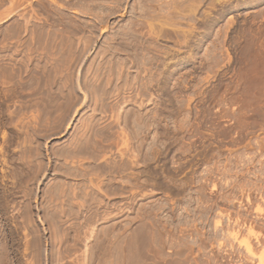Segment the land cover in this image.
Listing matches in <instances>:
<instances>
[{"label": "rangeland", "instance_id": "rangeland-1", "mask_svg": "<svg viewBox=\"0 0 264 264\" xmlns=\"http://www.w3.org/2000/svg\"><path fill=\"white\" fill-rule=\"evenodd\" d=\"M0 47V78L9 80L4 78L6 84L2 79L0 82V112L8 109L0 113V206L6 205L0 207L3 210L0 211V264H80L83 261L79 257L85 249L83 239L92 229L94 235L87 242L86 264H259L260 256H264V0H0ZM4 52L6 55H2ZM9 55L10 58L13 55L14 61ZM113 68L116 70L112 72ZM117 83L126 85L121 90ZM97 86L102 90L106 87L111 93L103 90L102 94ZM12 89L17 90L15 95ZM5 90L7 94L12 92L10 99L2 93ZM71 93L78 95L81 102ZM119 104L118 110L115 107ZM118 111L121 120L128 117H123L122 125L120 119L114 120ZM4 112L13 115L8 118ZM91 118L97 126L101 125L98 131L110 125L113 129H103L115 132L117 128L119 132L113 138L112 132L103 130L104 133L94 132V137L87 127ZM7 119L13 120L12 125ZM80 133L89 135L90 144L93 139L94 151L100 149L99 154H107L110 159L102 155L99 156L104 157L102 160L82 157L83 164L77 158L71 162L67 154ZM106 133H112L110 138ZM105 158L107 164L120 161V165L117 161L109 164L121 166L120 173L118 170L113 173L119 176L115 174L114 182L111 181L114 175L109 176L108 170L101 172H106L104 176L95 168ZM80 167L95 168L94 173H98L87 179L93 172L89 171L83 183L80 177L76 180L77 176L89 168ZM102 176L105 184L111 181L118 186L116 195L106 187L107 209L102 210L105 215L102 219L90 217L87 212L78 215V202L85 206H94V202L72 199L71 192L87 183L91 187ZM73 183L74 189L68 187L70 192L66 191ZM61 186H65L67 196L63 195ZM61 191L63 194L58 195ZM5 192L9 197L4 195V200ZM62 197L70 198L71 203L78 201L72 216H69L72 212H67L71 218L66 217L67 213L58 215L61 207L68 204L62 199L63 205L59 199ZM4 202L10 203V207ZM25 203L32 210L26 209ZM54 205L55 217L69 220L60 222L61 219L54 218ZM21 206L26 211L24 208L20 211ZM247 228H252L250 235ZM116 234H120L118 240ZM58 235L67 237V242L59 241ZM75 236L80 237L77 242L73 240ZM246 239L255 256L245 252L241 242ZM98 240L108 244L104 245L109 252L103 259L97 251Z\"/></svg>", "mask_w": 264, "mask_h": 264}, {"label": "bare ground", "instance_id": "bare-ground-1", "mask_svg": "<svg viewBox=\"0 0 264 264\" xmlns=\"http://www.w3.org/2000/svg\"><path fill=\"white\" fill-rule=\"evenodd\" d=\"M20 15H21V14H20ZM22 15H25V14L23 13ZM22 15H21V17H22ZM23 17H24V16H23ZM29 21H30V20H29ZM27 22H28V21H26V26L28 27ZM45 22H46V21H45ZM29 23H30V22H29ZM46 24H47V23H46ZM54 24H55V23H54ZM54 24H52V25L55 26ZM57 24H58V23H57ZM44 25H45V23H44ZM52 25H51V26H52ZM60 25H61V24H60ZM19 26H20V25H19ZM26 26H25V27H26ZM29 26H31V25H29ZM34 26H35V25H34ZM38 26H39V25H38ZM45 26H46V25H45ZM36 27H37V26H36ZM36 27H35V28L33 27V28H34V29H37L38 27H37V28H36ZM55 27H56V26H55ZM61 27H62V26H61ZM61 27H59V28H61ZM26 29H27V28H25V30H26ZM30 29H32V28H30ZM34 29H32L31 31H33ZM55 29H57V28H55ZM63 29H64V27H63ZM63 29H62V31H64ZM17 30H18V29H17ZM21 30L23 31V29H21ZM25 30H24V32H25ZM46 30H47V29H46ZM81 30H82V29H81ZM19 31H20V30H19ZM28 31L30 32V30H28ZM50 31H51V30H50ZM50 31H49V32H50ZM53 31H54V30H53ZM26 32H27V31H26ZM26 32H25V33H26ZM34 32H35V31H34ZM56 32H58V31H56ZM60 32H61V31H60ZM64 32H65V31H64ZM31 33L33 34V32H31ZM31 33H30V34H31ZM58 33H59V32H58ZM27 34H29V33H27ZM42 34H43V33H42ZM62 34H63V33H62ZM33 35H34V34H33ZM48 35H49V34H48ZM67 35H69V34H67ZM9 36H10V35H9ZM29 36H30V35H29ZM35 36H36V35H35ZM37 36H39V35H37ZM52 36H53V35H52ZM57 36H59V35H57ZM60 36H61V35H60ZM60 36H59V37H60ZM62 36H63V35H62ZM20 37H21V36H20ZM69 37H71V36H69ZM69 37H68V38H69ZM62 38H63V37H62ZM14 39H15V38H14ZM26 39H27V38H26ZM32 39H34V38H32ZM39 39H40V38H39ZM56 39H57V38H56ZM61 40H63V39H61ZM68 40H69V39H68ZM68 40H67V41H68ZM19 41H21V40H19ZM19 41H18V42H19ZM26 41H27V40H26ZM63 41H64V43H65V39H64ZM11 42H14V41H11ZM18 42H17V43H18ZM21 42H22V41H21ZM23 42H24V41H23ZM23 42H22V43H23ZM33 42H34V41H33ZM33 42H32V44H33ZM50 42H51V41H50ZM57 42H58V41H57ZM60 42H61V41H60ZM60 42H59V44H61ZM15 43H16V42H15ZM17 43H16V44H17ZM22 43H21V44H22ZM27 43H28V42H27ZM39 43H41V41H40ZM53 43H54V42H53ZM67 43H69V42H67ZM71 43H72V42H71ZM5 44H6V43H5ZM16 44H15V45H16ZM18 44H20V42H19ZM25 44H26V43H25ZM32 44H31V45H32ZM45 44H46V43H45ZM50 44H51V43H50ZM57 44H58V43H57ZM57 44H55V46H56ZM8 45H9V44H8ZM36 45H38V44H36ZM52 45H54V44H52ZM64 45H65V44H64ZM70 45H72V44H70ZM23 46H24V48H25L26 45H23V44H22V47H23ZM34 46H35V45H34ZM58 46H59V45H58ZM58 46H57V47H58ZM72 46H73V45H72ZM9 47H11V45H10ZM12 47H13V46H12ZM14 47H15V46H14ZM16 47H18V46L16 45ZM45 47H46V46H45ZM67 47H69V45H68ZM85 47H86V46H85ZM0 48H1V47H0ZM4 48H5V46H4ZM4 48H3V49H4ZM20 48H21V47H20ZM20 48H18V49H20ZM15 49H16V48H15ZM22 49H23V48H22ZM46 49H47V48H46ZM53 49H54V48H53ZM53 49H51V50H53ZM57 49H59V48H57ZM61 49H63V48H61ZM64 49H65V48H64ZM67 49H68V48H67ZM67 49H66V50H67ZM70 49H71V47H70ZM70 49H69V50H70ZM72 49H73V48H72ZM72 49H71V50H72ZM6 50H7V49H6ZM11 50H12V49H11ZM11 50H10V51H11ZM13 50H14V49H13ZM13 50H12V51H13ZM16 50H17V49H16ZM16 50H15V52H16ZM31 50H32V49H31ZM31 50H29V51H31ZM59 50H60V49H59ZM66 50H65V51H66ZM73 50H74V49H73ZM79 50H81V49H79ZM84 50H85V49H84ZM19 51H20V50H19ZM22 51H24V50H22ZM34 51H35V50H34ZM45 51H46V53H47V50H45ZM54 51H56V50H54ZM54 51H53V52H54ZM62 51H64V50H62ZM77 51H78V50H77ZM8 52H9V50H8ZM8 52H7V53H8ZM20 52H21V51H20ZM40 52H41V51H40ZM66 52H67V51H66ZM4 53H5V52H4ZM10 53H11V52H10ZM13 53H14V51H13ZM16 53H17V52H16ZM23 53H25V51H24ZM27 53L30 54L29 52H27ZM43 53H44V52H43ZM70 53H71V52H70ZM19 54H20V53H19ZM25 54H26V53H25ZM25 54H24V55H25ZM33 54H35V52H34ZM49 54H50V53H49ZM52 54H53V53H52ZM54 54H55V53H54ZM63 54H64V53H63ZM2 55H6V53H5V54L2 53ZM16 55H17V54H16ZM26 55H27V54H26ZM64 55H65V54H64ZM67 55H68V54H67ZM72 55H73V54H72ZM72 55H71V56H72ZM78 55H79V54H78ZM45 56H46V55H45ZM5 57H7V56H5ZM10 57H11V55H9V58H10ZM18 57H19V56H18ZM22 57H23V56H22ZM29 57H30V56H29ZM40 57H41V56H40ZM48 57H49V56H48ZM69 57H70V56H69ZM0 58H1V56H0ZM2 58H3V56H2ZM12 58H13V59H12ZM12 58H10V59H12V60L14 61V57H13V55H12ZM27 58H28V56H27ZM32 58H33V56H32ZM45 58H46V57H45ZM50 58H52V56H51ZM77 58H78V57H77ZM4 59H5V58H4ZM4 59H3V61H4ZM23 59H24V58H23ZM23 59H22V60H23ZM28 59H31V57L28 58ZM39 59H40V58H39ZM59 59L61 60V58H59ZM66 59H67V58H66ZM69 59H70V58H69ZM75 59H76V57H75ZM7 60H8V59H7ZM7 60H5V61H7ZM67 60H68V59H67ZM15 61H16V63L18 62V60H16V59H15ZM28 61L30 62V60H28ZM31 61H32V60H31ZM33 61H34V60H33ZM61 61H62V60H61ZM65 61H66V60H65ZM68 61H69V60H68ZM71 61H72V58H71ZM71 61H70V62H71ZM74 61H76V60H74ZM9 62H10V61H9ZM24 62H25V61H24ZM19 63H20V62H19ZM27 63H28V62H27ZM43 63H44V62H43ZM62 63H63V62H62ZM67 63H68V62H67ZM67 63H66V64H67ZM72 63H73V61H72ZM75 63H76V62H75ZM0 64H1V63H0ZM14 64H15V63H14ZM22 64H23V63H22ZM33 64H34V63H33ZM44 64H46V62H45ZM44 64H43V65H44ZM18 65H19V64H18ZM20 65H21V64H20ZM20 65H19V67H21ZM23 65H24V67H25V65H26V67H27V64H26V63H24ZM23 65H22V67H23ZM34 65H36V64H34ZM34 65H33V66H34ZM39 65H40V63H39ZM49 65H50V64H49ZM52 65H53V64H52ZM56 65H58V64H57V61H56ZM11 66H12V65H11ZM53 66H54V65H53ZM53 66H52V67H53ZM66 66L68 67L69 64L66 65ZM73 66H74V65H73ZM36 67H38V64H37ZM36 67H35V68H36ZM39 67H40V66H39ZM47 67H48V66H47ZM4 68H5V67H4ZM54 68H56V67H54ZM2 69H3V68H2ZM2 69H1V70H2ZM5 69H6V68H5ZM19 69H21V68H19ZM23 69L26 70L27 68H26V69L23 68ZM28 69H29V68H28ZM44 69H45V68H43V70H44ZM113 69H114V70H112V72L116 70L115 68H113ZM6 70H10V69H6ZM6 70H5V71H6ZM14 70H15V68H14ZM39 70H40V69H39ZM46 70H47V69H46ZM118 70H121V69H118ZM118 70H117V73L120 74V73L118 72ZM26 71H27V70H26ZM28 71H31V70H28ZM34 71H35V70H34ZM40 71H41V70H40ZM44 71H45V70H44ZM53 71H56V70H53ZM110 71H111V70H110ZM3 72H4V71H3ZM11 72H12V71H11ZM18 72H19V71H18ZM24 72H25V71H24ZM38 72H39V71H38ZM42 72H43V71H42ZM45 72H46V71H45ZM49 72H50V71H49ZM57 72H59V71H58V68H57ZM121 72H122V71H121ZM5 73H6V72H5ZM7 73H8V72H7ZM9 73H10V72H9ZM9 73H8V74H9ZM13 73H14V71H13ZM13 73H12V74H13ZM16 73H17V72H16ZM19 73H21V71H20ZM25 73H27V72H25ZM28 73H29V72H28ZM54 73H55V72H54ZM122 73H123V72H122ZM21 74H22V73H21ZM42 74H43V73H42ZM56 74H57V73H56ZM70 74H72V73H70ZM111 74H112V73H111ZM115 74H116V73H115ZM1 75H2V74H1ZM25 75H26V74H25ZM37 75H38V74H37ZM43 75H44V74H43ZM46 75H47V74H46ZM116 75H117V74H116ZM8 76L10 77V74H9ZM34 76H35V75H34ZM48 76H49V74H48ZM69 76H70V75H69ZM98 76H100V75H98ZM104 76H105V75H104ZM109 76H110V75H108L107 77H109ZM117 76H118V75H117ZM6 77H7V76H6ZM27 77H29V76H27ZM53 77H54V76H53ZM112 77H114V76H112ZM112 77H111V78H112ZM4 78H5V77H4ZM4 78L1 77V78H0V82H1V79H2L3 81H5ZM49 78H50V77H49ZM51 78H52V77H51ZM63 78H64V77H63ZM67 78H68V77H67ZM69 78H70V77H69ZM100 78H103V77L100 76V77L98 78V79L102 82L103 80L100 79ZM119 78H120V76L118 77V79H119ZM122 78H123V77H121V81L123 80ZM5 79H6V78H5ZM9 79H10V78H9ZM16 79H17V78H16ZM35 79H36V78H35ZM47 79H48V77H47ZM105 79H106V78H105ZM113 79H114V78H112V81H113ZM6 80H8V78H7ZM20 80H22V78L19 79V81H20ZM26 80H28V78H27ZM38 80H39V79H38ZM44 80H45V79H44ZM49 80H50V79H49ZM49 80H48V81H49ZM67 80H68V79H67ZM107 80H108V78H107ZM107 80H105V82H106ZM119 80H120V79H119ZM3 81H2V84H1L2 86L4 85V83L6 84V81H5L4 83H3ZM8 81H9V80H8ZM8 81H7V82H8ZM41 81H42V80H41ZM58 81H59V80H58ZM100 81H96V82H100ZM115 81H116V80H115ZM22 82H24V81H22ZM22 82L20 81L21 84H23ZM32 82H33V81H32ZM42 82H43V81H42ZM45 82H47V80H46ZM50 82H51V80H50ZM62 82H63V81H62ZM62 82H61V83H62ZM107 82H108V81H107ZM109 82H110V81H109ZM109 82H108V83H109ZM118 82H119V81H118ZM16 83H17V82H16ZM16 83H15V86H18ZM30 83H31V81H30ZM103 83H104V81H103ZM108 83H107V85H108ZM110 83H111V82H110ZM112 83H113V82H112ZM114 83H115V82H114ZM119 83H120V82H119ZM9 84H10V83H9ZM9 84H7L6 87H9V86H8ZM25 84H26V83H25ZM27 84H28V83H27ZM37 84H38V83H37ZM37 84H35L36 87H37L38 85H40V82H39L38 85H37ZM46 84H48V83H46ZM51 84H52V83H51ZM117 84H118V83H117ZM120 84H121V83H120ZM131 84H132V83H131ZM30 85H31V84H30ZM42 85H43V84H42ZM49 85H50V84H49ZM63 85H64V84H63ZM97 85H98V84H97ZM104 85H106V83H105ZM118 85H119V84H118ZM125 85H126V84H125ZM125 85H119L118 87H120V89L122 90L123 86H125ZM127 85H129V84H127ZM93 86H94V85H93ZM115 86H116V84H115ZM121 86H122V88H121ZM129 86H132V85H129ZM134 86H135V85H134ZM18 87H19V86H18ZM20 87H21V85H20ZM95 87H96V85H95ZM97 87H98V86H97ZM102 87H103V86H102ZM113 87H114V86H113ZM113 87H112V88H113ZM116 87H117V86H116ZM116 87H115V89H117ZM2 88H3V87H2ZM21 88H22V87H21ZM50 88H51V87H50ZM99 88H100L101 90H100ZM105 88H106V87H105ZM105 88L103 87V90H105ZM109 88H110V87H109ZM128 88H129V87H128ZM3 89H5V88H3ZM3 89H2V90H3ZM8 89H9V88H8ZM16 89H17V88H16ZM18 89H19V91H20V88H18ZM23 89H24V87H23ZM23 89H21V90H23ZM33 89H35V88H33ZM36 89H37V88H36ZM36 89H35V90H36ZM39 89L41 90V88H39ZM67 89H68V88H67ZM73 89H74V88H73ZM96 89H97V88H96ZM98 89H99L101 92L103 91L101 87H98ZM106 89H108V88H106ZM130 89H131V88H130ZM99 90H98V91H99ZM113 90H114V89H113ZM117 90H118V89H117ZM117 90H115V92H116ZM0 91H1V89H0ZM9 91H10V90H9ZM15 91H17V90H15ZM15 91L13 92V89H12V92L14 93V95L16 94ZM25 91H26V89H25ZM66 91H67V90H66ZM72 91H73V93H74V90H72ZM93 91H94V90H93ZM105 91H107V92L109 91V92H110V90H105ZM105 91H104V92H105ZM111 91H112V89H111ZM12 92L10 93L11 96H10V94H7V90H5V92H2V93H5L7 96H9L8 99H10V98L12 97ZM21 92H23V91H21ZM33 92H34V91H33ZM35 92H36V91H35ZM42 92H43V91H42ZM49 92H50V90H49ZM52 92H53V91H52ZM101 92H100V93H101ZM107 92H106V93H107ZM2 93H1V94H2ZM18 93H19V92H18ZM18 93H17V94H18ZM54 93H55V92H54ZM61 93H62V92H61ZM61 93H60V94H61ZM73 93H71V96H72ZM100 93H98V94H100ZM110 93H111V92H110ZM110 93H108V94H110ZM118 93H119V91L116 92V94H118ZM5 94H4V95H5ZM38 94H39V93H38ZM43 94H44V93H43ZM51 94H52V93H51ZM64 94H65V93H64ZM102 94H103V92H102ZM102 94H101V95H102ZM108 94H107V95H108ZM112 94H114V93L112 92ZM116 94H115V95H116ZM119 94H120V93H119ZM6 95H5V96H6ZM33 95H34V94H33ZM33 95L31 94L32 97H33ZM35 95H36V93H35ZM41 95H42V94H41ZM47 95H48V94H47ZM65 95H66V94H65ZM0 96H2V95H0ZM28 96H29V95H28ZM36 96H38V95H36ZM36 96H35V97H36ZM69 96H70V94H69ZM76 96H78V95H76ZM76 96H72V97H75V100L77 101L79 98L76 97ZM98 96H99V95H98ZM103 96H106V94L103 95ZM103 96H102V97H103ZM113 96H114V95H113ZM3 97H4V96H3ZM45 97L48 98L47 96H45ZM45 97H44V98H45ZM54 97H55V96H54ZM61 97H62V95H61ZM72 97H71V98H72ZM107 97H108V96H107ZM116 97H117V96H116ZM116 97H115V98H116ZM5 98H6V97H5ZM5 98H3V99H5ZM55 98H57V97H55ZM55 98H54V99H55ZM65 98H66V96H65ZM65 98H64V99H65ZM77 98H78V99H77ZM103 98H104V97H103ZM103 98H101L100 100H103ZM117 98H118V97H117ZM30 99H31V98H30ZM33 99H34V98H33ZM54 99H53V100H54ZM38 100H39V99H38ZM46 100H47V99H46ZM69 100H70V98H69ZM71 100H73V98H72ZM75 100H74V102L76 103ZM86 100H87V99H86ZM98 100H99V99H98ZM100 100H99V101H100ZM104 100H105V99H104ZM1 101H2V99H1ZM6 101L8 102V100H6ZM9 101H10V100H9ZM28 101H29V99H28ZM30 101H31V100H30ZM49 101H50V100H49ZM55 101H56V99H55ZM55 101H54V102H55ZM78 101L81 102V100H78ZM99 101H98V103H99ZM69 102H70V101H69ZM69 102H67V103H69ZM71 102H72V101H71ZM74 102H73V103H74ZM87 102H88V101H87ZM96 102H97V101H96ZM100 102H101V101H100ZM112 102H113V100H112ZM37 103H38V101H37ZM75 103H74L73 105H75ZM98 103H97V104H98ZM104 103H105V102H104ZM123 103L125 104V102H123ZM123 103H120V104L122 105ZM5 104H7V103H5ZM35 104H36V102H35ZM52 104H53V103H52ZM71 104H72V103H71ZM78 104H79V103H78ZM97 104H96V105H97ZM100 104H101V106H103V105H102V102H101ZM117 104H118V103H117ZM120 104H119V105H120ZM1 105H2V103H1ZM38 105H39V104H38ZM42 105H43V104H42ZM48 105H49V104H48ZM62 105H63V104H61V106H62ZM83 105H84V104H83ZM104 105H105V104H104ZM107 105H112V104H108V103H107ZM121 105L118 106V107H115V108H118V110H119V107H121ZM7 106H8V105H7ZM30 106H31V105H30ZM30 106H29V108H30ZM33 106H34V104H33ZM63 106H65V105H63ZM66 106H68V105L66 104ZM71 106H72V105H71ZM71 106H69V107H67V108H70ZM81 106H82V105H81ZM101 106H100V107H101ZM112 106L114 107V105H112ZM112 106H109V107L111 108ZM5 107H6V106H5ZM8 107H9V106H8ZM26 107H28V106H26ZM31 107H32V106H31ZM34 107H35V106H34ZM58 107H59V103H58V106H57L56 108H58ZM72 107L74 108V106H72ZM95 107H96V106H95ZM98 107H99V106H98ZM113 107L111 108L112 110L114 109ZM61 108H62V107H61ZM105 108H107V106H105ZM20 109H21V108H20ZM25 109H26V108H25ZM59 109H60V108H59ZM120 109H121V108H120ZM2 110H3V109H2ZM6 110H8L7 107H6ZM6 110H3V111L6 112ZM17 110L19 111V109H17ZM17 110H16V111H17ZM38 110H39V109H38ZM38 110H37V111H38ZM41 110H42V109H41ZM56 110H58V109H56ZM60 110H61V109H60ZM60 110H59V111H60ZM68 110H71V108L68 109ZM78 110H79V108H78ZM109 110H110V109H109ZM3 111H2V112H3ZM16 111H15V110L12 111V112H14V116H16V114H15ZM24 111H25V110H24ZM33 111H34V110H33ZM73 111H74V110H73ZM76 111H77V109H76ZM107 111H108V110H106V112H107ZM121 111H122V109H121ZM121 111H120V112H121ZM2 112H0V113H2ZM5 112H4L3 114H5ZM7 112L9 113L10 111H7ZM12 112H11V113H12ZM19 112H20V111H19ZM29 112H30V111H29ZM57 112H58V111H57ZM66 112H67V111H66ZM101 112H103V109H102ZM113 112H117V110H113ZM120 112L118 111V115L115 116L116 118H118V120H117L116 118L114 119V116H112V119H114V120H116V121H119V119H120V118H119V117H120V116H119V113H120ZM132 112H133V111H132ZM21 113H22V110H21ZM26 113H27V112H26ZM35 113H36V112H35ZM37 113H39V112H37ZM69 113H70V112H69ZM76 113H77V112H76ZM109 113H112V111L110 110ZM17 114H18V113H17ZM24 114H25V113H24ZM28 114H29V113H28ZM32 114H33V113H31V115H32ZM104 114H105V113H104ZM5 115H7V113H6ZM8 115H9V116H8ZM8 115H7V116H8V118H9L11 115H13V113H12L11 115H10V114H8ZM19 115L22 116L21 114H19ZM19 115H18L17 117H19ZM31 115H30V116H31ZM112 115H113V114H112ZM114 115H115V113H114ZM23 116H24V115H23ZM3 117H4V116H3ZM5 117H6V116H5ZM31 117L34 118L35 116L33 115V116H31ZM37 117H38V115H37ZM57 117H58V116H57ZM123 117H124V116H123ZM123 117H121L122 120H123ZM22 118H23V117H22ZM40 118H41V117H40ZM94 118H95V117H94ZM125 118H128V117L126 116V117H124V119H125ZM11 119H12V117H11ZM13 119H14V118H13ZM18 119H19V118H17V120H18ZM23 119H24V118H23ZM25 119H26V117H25ZM38 119H39V118H38ZM91 119H92L93 122L91 121L90 127H89V126H87V127L89 128V133L91 132V133H92V136H94V137H95V134H93L94 132H96V133H97V132H98V133H104V131H106V130H105L106 128H107L108 130H109V128H110V129L112 128V127L109 125V123H112V121H111V122L108 123L109 126H107L106 128H105V126H103L102 129H99V131H98L97 127H98V126H101V125H98V126H97V125H96L97 123L94 122L93 118H91ZM102 119H103V118H102ZM8 120H9V119H7V121H8ZM14 120H15V119H14ZM20 120H22V119L20 118ZM20 120H19V121H20ZM29 120H30V119H29ZM33 120H35V119H33ZM95 120H96V119H95ZM122 120L120 119V122H119V123H121V125L124 123V121H123V123L121 122ZM138 120H139V119H138ZM96 121H97V120H96ZM98 121H99V120H98ZM125 121H126V120H125ZM12 122H13V120H12ZM12 122H10V120H9V123H10V124H11ZM30 123H32V122H30ZM99 123H100V122H99ZM117 123H118V122H117ZM119 123H118V125H119ZM126 123H127V122H126ZM25 124H26V123H25ZM11 125H12V124H11ZM87 125H88V124H87ZM116 125H117V124H116ZM116 125H115V126L112 125V126L116 127ZM121 125H119L120 127H119L118 129L121 128ZM129 125H130V124H129ZM27 126H28V124H27ZM30 126H31V125H30ZM117 127H118V126H117ZM32 128H33V127H32ZM51 128H52V127H51ZM88 128H86V129L88 130ZM103 128H105V129H103ZM28 129H29V128H28ZM84 129H85V128H84ZM112 129H113V128H112ZM114 129H115V128H114ZM116 129H117V128H116ZM116 129H115V132H114L113 130H112V131L110 130V132L113 133V138H114L115 133H118V132H119V131L117 132ZM34 130H35V128H34ZM103 130H104V131H103ZM29 131H30V130H29ZM121 131H123V129H122ZM84 132H86V130H85ZM84 132H83V133H84ZM106 132H109V131H106ZM110 132H109V133H110ZM27 133H28V132H27ZM83 133H82V134H83ZM91 133H90V134H91ZM112 133H111V134H112ZM120 133H122V132H120ZM80 134H81V133H80ZM82 134L80 135V138L78 137L77 140L75 139V140H76L75 143L73 142V144H74V145H73V148H72V149L70 148V151H69V152L66 151V152H68V154L66 153V154L68 155V157L71 158L70 161L72 162V160H75V158H77L76 160H78V162L80 161L79 164H83V161L80 160L82 157H86V160H87V159H88V160H90V159L95 160V159H97L99 156L102 157L103 154H102V153H101L102 155L99 154V150H100V149H99V150L96 149V150H98V151H97L98 153H97V152L94 151V149L92 148L93 146H95L94 144L91 145L92 142H93V139H92V142H91V144H90V137H89V135L85 136V134H83V135H84V136H83ZM86 134H87V133H86ZM111 134H110V135H111ZM104 135H105V134H104ZM106 135H108V134L106 133ZM110 135H108L109 138H110ZM122 135H123V134H122ZM124 135H125V134H124ZM82 136H83V137H82ZM90 136H91V135H90ZM98 136H100V134H98ZM102 136H103V135H102ZM119 136H120V135H119ZM88 137H89V138H88ZM96 137H97V136H96ZM104 137H106V136H104ZM92 138H93V137H92ZM98 138H99V137H98ZM106 138H107V137H106ZM111 138H112V136H111ZM95 139H96V138H95ZM103 139H104V138H103ZM103 139H102V140H103ZM107 139H108V138H107ZM100 140H101V139H100ZM102 140H101V143H103ZM105 140H106V139H105ZM110 140L112 141V139H110ZM108 141H109V140H108ZM104 142H105V141H104ZM106 142H107V140H106ZM109 142H110V141H109ZM109 142H108V143H109ZM127 142H128V141H127ZM94 143H96V141H95ZM98 143H99V142H97V144H98ZM101 143H100V144H101ZM106 144H107V143H106ZM101 145H102V144H101ZM104 145H105V143H104ZM109 145H110V143L108 144V147H109ZM102 146H103V145H102ZM105 146H106V145H105ZM96 147H97V146H96ZM96 147H94V148H96ZM97 148H99V147H97ZM104 148H105V147H104ZM91 149H93V150H91ZM103 151L106 152V151H108V150H106V149L104 150V149H103ZM63 152H65V151H63ZM100 152H102V150H101ZM103 153H104V152H103ZM106 153H107V152H106ZM108 153H110V152H108ZM62 154H63V153H62ZM66 154H65V156H66ZM104 154H105V153H104ZM125 154H126V153H125ZM65 156H64V157H65ZM103 156H105V157L107 156V159H110V156H109V158H108V155H107V154H105V155H103ZM62 157H63V156H61V158H62ZM64 157H63V160L65 159ZM68 157H67V159H68V161H69V158H68ZM79 157H80V158H79ZM100 157H99V158H100ZM121 157L123 158V156H121ZM121 157H120V158H121ZM61 158L59 157V159H61ZM99 158H98V159H99ZM103 158H104V157H103ZM103 158H102V159H103ZM112 158L114 159L113 156H112ZM112 158H111V159H112ZM122 158H121V159H122ZM67 159H65V161H66ZM83 159H84V158H83ZM100 159H101V158H100ZM102 159H101V160H102ZM107 159L105 158V159H104V162H102L101 160H97L98 162H99V161H101V162H100V163H96L95 168H96V170H97L99 173L108 170V171L110 172L109 176H110L111 174L114 175L113 179H111V181L114 182L113 180H114V178H116V177H115V174L117 173L116 170H118V168H121V166H119V165H120V163H119L120 161H117V160H116V161L119 163V165H115V166H114V164H112L113 167H111V165H109V164H110V163H115L116 161L113 160L112 162H110V163L108 162V164H107ZM86 160H84V161H86ZM122 160H123V159H122ZM124 160H125V158H124ZM58 161H60V160H58ZM65 161H61V162H63V164H64ZM68 161H67V162H68ZM97 161H96V162H97ZM126 161H127V160H126ZM75 162H76V161H74V163H75ZM78 162H77V163H78ZM87 162H88V161H87ZM89 162H90V161H89ZM89 162H88V164H90ZM92 162H93V161H92ZM121 162H122V161H121ZM65 163H66V162H65ZM94 163H95V162H94ZM118 163H117V164H118ZM125 163H126V162H125ZM125 163H124V165H125ZM60 164H61L62 166H64L62 163H60ZM60 164H59V165H60ZM66 164H67V163H66ZM66 164H65V165H66ZM70 164H73V163H69V165H70ZM75 164H76V163H75ZM92 164H93V163H92ZM115 164H116V163H115ZM126 164H128V162H127ZM132 164H133V163H132ZM136 164H138V163H136ZM57 165H58V164H57ZM61 165L59 166L60 168L62 167ZM69 165H68V166H69ZM76 165H78V164H76ZM84 165H85V164H84ZM86 165H87V164H86ZM93 165H94V164H93ZM66 166H67V165H66ZM66 166H65V171H67ZM70 166H71V165H70ZM70 166L68 167L69 169H70ZM79 166H80V165H79ZM125 166L128 167L127 165H125ZM131 166H132V165H131ZM81 167H83V165H81ZM81 167H80V169H83V170H85V168H86V167H84V168H81ZM90 167H92V166H90ZM90 167H87V168H86V169L89 168V170H87V172L85 171V172L79 173L80 175L77 176V179H76V178H75V179L78 180V177H80L81 181L84 183L85 180H86L87 173H88L89 171L93 170V172L91 171L92 173H89V174H90V175H89L90 177L87 178V179H90V178H91V174L94 173V169H95V168L90 169ZM132 167H133V166H132ZM60 168H59V169H60ZM63 168H64V167H63ZM63 168H62V169H63ZM78 168H79V167H78ZM124 168H125V167H124ZM56 169H57V168H56ZM62 169H61V171H62ZM71 169H72V167H71ZM71 169H70V170H71ZM75 169H76V173H77V170H79V169H77L76 167H75ZM126 169L129 170V168H126ZM63 170H64V169H63ZM119 170H120V169H119ZM119 170H118V172L120 173ZM122 170H123V169H121V171H122ZM36 171H37V170H36ZM56 171H57V170H56ZM80 171H81V170H80ZM123 171H124V170H123ZM123 171H122V172H123ZM57 172H58V171H57ZM59 172H60V171H59ZM59 172H58V173H59ZM67 172H69V171H67ZM67 172H66V173H67ZM98 172H95L96 174L94 173V175H97ZM114 172H116V173L113 174ZM124 172H125V171H124ZM126 172H127V170H126ZM33 173H34V172H33ZM35 173H36V172H35ZM35 173H34V174H35ZM38 173H39V172H38ZM60 173L62 174L63 171L60 172ZM70 173H71V172H70ZM70 173H69V174H70ZM72 173H73V171H72ZM74 173H75V171H74ZM107 173H108V172H107ZM34 174H33V175H34ZM69 174H68V175H69ZM77 174H78V173H77ZM101 174L104 175V174H106V172H105V173H101ZM121 174H122V173H121ZM123 174H124V173H123ZM123 174H122V175H123ZM38 175H39V174H38ZM74 175H75V174H74ZM117 175H118V174H116V176H117ZM60 176H61V175H60ZM62 176H63V175H62ZM64 176H65V175H64ZM72 176H73V174L71 175V177H72ZM75 176H76V175H75ZM75 176H74V177H75ZM104 176H105V175H104ZM104 176H102V179H100V180H99V177H97L98 180H96V179L94 178V179H95L94 182H92L93 180H90V181L87 180V181L90 182V183H91V182L94 183L91 187L87 186L89 183H87V185L81 183L82 185H85V187L83 186V187H84V188H83V187L81 186L82 188L80 187V189H78V190L76 189L77 187L74 189V183H73V187H70V185L66 187V189H67L68 187L70 188V190H71V188H72V190L74 189L73 191L71 190V191L73 192V193L71 192V194H72V199H76V200L78 199V201H80L79 198H80V199L83 198V202H85V203H86V201H87V200L84 201L85 199L93 200V201H91V202H89V203L87 202V203L90 204V203L94 202V206H93V205L85 206V204L83 205V203L77 201L78 204H79V205H78L77 202H75V200H74L75 203H71V202H73V200L70 202V201H68L70 198H69V199H64V198L62 197V198H59V199H61V201L63 202V205H65V204H64L65 201H63L62 199L67 200V201H68V204L66 203V206H64V207L61 205V206H62V207H61V211L58 210V211H60L61 214H58V215H62V213H67V212L70 213V212H72V209L76 208V207H75L76 204H77V208L79 209V212H76V209H75L74 212H76L78 215H79L80 212H81L82 214H85L84 212H87V213H89L90 217L95 216V217H99V219H100L103 215H105L104 213H106V212L103 213L102 210H103V209L105 210V208H106V203H105V199H106L105 197H106V195H107L106 192H108V190H110V191H112V194H113V192L117 191L118 186L116 187V186L114 185V183H112L111 181H108V182L105 181V182H106V184H105L104 181H103V177H104ZM120 176H121V175H120ZM36 177H37V176H36ZM67 177H68V179L71 178V177L69 178V176H66V178H67ZM95 177H96V176H95ZM100 177H101V175H100ZM117 177H119V176H117ZM56 178H57V177H56ZM59 178H60V177H59ZM59 178H58V179H59ZM66 178H65L64 180H66ZM109 178H110V177H108V179H109ZM135 178H136V177H135ZM35 179H36V178H35ZM72 179H74V178H72ZM92 179H93V178H92ZM108 179H107V180H108ZM59 180H61V178H60ZM62 180H63V179H62ZM62 180H61V181H62ZM101 180H102V181H101ZM105 180H106V179H105ZM30 181H31V180H30ZM61 181H60V182H61ZM71 181H72V180H71ZM95 181H96V182H95ZM99 181H100V182H99ZM115 181H118V180L116 179ZM62 182H63V181H62ZM65 182H66V181H65ZM65 182H64V183H65ZM72 182H73V181H72ZM28 183H29V182H28ZM64 183H63V185H64ZM70 183H71V182H70ZM85 183H86V182H85ZM95 183H96V184H95ZM65 184L68 185L67 182H66ZM75 184H77L76 181H75ZM78 184H80V183H78ZM115 184H116V182H115ZM27 185H28V184H27ZM56 185H57V184H56ZM89 185H91V184H89ZM117 185H119V184L117 183ZM79 186H80V185H79ZM114 186H115V187H114ZM87 187H89L90 190H88ZM106 187H107V188L109 187V189L106 190V189H107ZM119 187H120V186H119ZM69 188L66 190V189H65V186H63V188H62V186H61V189H64V192H63V193H65V190L68 191ZM78 188H79V187H78ZM58 190H59V189H58ZM70 190H69V192H70ZM119 190H121V189L119 188ZM56 191H57V190H56ZM56 191H54V193H55ZM59 191H60V190H59ZM62 191H63V190H62ZM62 191H61L60 193H58V195H60V194L62 193ZM123 191H125V190H123ZM57 192H58V191H57ZM10 193H11V192H10ZM27 193H28V192H27ZM63 193H62V194H63ZM109 193H111V192H109ZM117 193H118V192H115V194H113V195H116ZM130 193H132V191H131ZM6 194H7V193L5 192V194H3L2 196L4 197V195H6ZM11 194H12V193H11ZM29 194H30V192H29ZM66 194H67V192H66L65 194H63V195H66ZM71 194H70V195H71ZM259 194H260V193H259ZM262 194H263V193H262ZM13 195H14V193L12 194V196H13ZM63 195H61V196H63ZM70 195H68V197H70ZM133 195L135 196V194H133ZM0 196H1V195H0ZM6 196H8V195H6ZM6 196H5V197H6ZM27 196H28V195H27ZM66 196H67V195H66ZM66 196H64V197H66ZM3 197H1V200H2V201H3V199H2ZM5 197H4V200L6 199ZM8 197H9V196H8ZM30 197H31V195H30ZM107 197H108V196H107ZM10 198H11V197H10ZM28 198H29V197H28ZM51 198H52V197H51ZM53 198H55V197H53ZM66 198H67V197H66ZM134 198H135V197H134ZM263 198H264V196H263ZM29 199H30V198H29ZM29 199H28V200H29ZM13 200H14V199H13ZM51 200H52V199H51ZM70 200H71V199H70ZM7 201L9 202L10 200H8V198H7ZM7 201H6V202H7ZM61 201L59 200V204L62 203ZM251 201H252V200H251ZM27 202L29 203V201H27ZM54 203H55V202H54ZM54 203H52V204H54ZM80 203H81L82 205H80ZM251 203H252V202H251ZM4 204H7V205L9 204L8 207H10V203H5V202H4ZM25 204H26V207H27V203H25ZM88 204H86V205H88ZM30 205H31V202H30ZM49 205H50V204H49ZM55 205H57V204H55ZM55 205H54L53 207H55ZM250 205H251V204H250ZM261 205H262V204H261ZM2 206H3V205H2V203H1V206H0V207H2ZM5 206H6V205H5ZM5 206H3V207H5ZM24 206H25V205H24ZM57 206H58V205H57ZM59 206H60V205H59ZM59 206H58V207H59ZM8 207L3 208V209H7ZM21 207H22V206H21ZM49 207H50V206H49ZM51 207H52V206H51ZM51 207H50V208H51ZM23 208H24V207H22V209H20V211L23 210ZM30 208H31V206H30ZM30 208L27 207L26 209H30ZM59 208H60V207H59ZM117 208H118V207H117ZM82 209H84V210H82ZM106 209H107V208H106ZM24 210H25V208H24ZM31 210H32V208H31ZM31 210H30V211H31ZM56 210H57V208L55 207V208H54V211H56ZM0 211H3V210H0ZM7 211H8V210H7ZM25 211H26V210H25ZM25 211H23V212H25ZM27 211H29V210H27ZM54 211H53V212H54ZM77 211H78V210H77ZM18 212H19V211H18ZM50 212H51V210H50ZM53 212H51V213H53ZM90 212H91V214H90ZM0 213H1V212H0ZM27 213H28V212H27ZM27 213H26V214L23 213V214H24V215H27ZM54 213H55L54 218H56L55 216H56V214H57V211L54 212ZM58 213H59V212H58ZM76 213H74V215H75ZM1 214H2V213H1ZM3 214H4V212H3ZM21 214H22V213H21ZM30 214H31V213H30ZM72 214H73V212L71 213V215L69 214V216H72ZM52 215H53V214H52ZM58 215H57V216H58ZM64 215H65V214H64ZM64 215H63L62 217H64ZM74 215H73V216H74ZM259 215H260V214H259ZM67 216H68V213H67L66 217H67ZM69 216H68V217H69ZM83 216H85V215H83ZM23 217H25V216H23ZM27 217H29V216H27ZM27 217H26V218H27ZM75 217H78V216L76 215ZM75 217H73V218H75ZM87 217H88V216H87ZM87 217H86V218H87ZM90 217H88V218H90ZM58 218H59V216H58ZM58 218H56V219L58 220ZM64 218H65V217H64ZM69 218H71V217H69ZM69 218L66 219V220H69ZM73 218H72V219H73ZM83 218H84V217H83ZM86 218H85V220H86ZM103 218H104V217H103ZM59 219H61V217H60ZM81 219H82V218H81ZM101 219H102V218H101ZM239 219H242V218L239 217ZM254 219H255V218H254ZM57 220H56V221H57ZM62 220H63V219H61V220H59V221H60V222H64V221H66V220H64V221H62ZM70 220H71V219H70ZM74 220H75V219H74ZM85 220H84V221H85ZM243 220H244V219H243ZM247 220H250V219L248 218ZM247 220H245V222H247ZM262 220H263V219H262ZM59 221H58V222H59ZM76 221H77V220H76ZM76 221H71V222L75 223ZM78 221H80V220H78ZM78 221H77V222H78ZM81 221L84 222L83 220H81ZM240 221H241V220H240ZM69 222H70V221H69ZM85 222H86V221H85ZM87 222L89 223V219H88ZM87 222H86V223H87ZM237 222H239V221H237ZM243 222H244V221H243ZM250 222H251V220H250ZM250 222L248 221V223H250ZM26 223H27V222H26ZM65 223H67V222H65ZM88 223H87V225H88ZM90 223H91V221H90ZM252 223L255 224V222H252ZM29 224H30V223L28 222V225H29ZM57 224H58V223H57ZM60 224H61V223H60ZM80 224H81V223H80ZM231 224H232V223H231ZM26 225H27V224H26ZM63 225H64V224H63ZM67 225H68V223H67L65 226H67ZM69 225H70V224H69ZM71 225H72V224H71ZM71 225H70V226H71ZM76 225H78V223H76ZM76 225H75V227H77ZM84 225H86V224H84ZM242 225H244V224H242ZM256 225H257V224H255V226H256ZM73 226H74V225H73ZM229 226H230V225H229ZM238 226H239V223H238ZM248 226H249V225H248ZM71 227H72V226H71ZM78 227H81V226L79 225ZM240 227H241V226H240ZM242 227H243V226H242ZM256 228H257V226H256ZM67 229L69 230L68 226H67V228H66L65 230H67ZM75 229H76V228H75ZM78 229H79V228H78ZM247 229H249V228H247ZM35 230L37 231V229H35ZM35 230H34V228H33V231H35ZM68 230H67V232H68ZM76 230H77V229H76ZM76 230H73V231H76ZM115 230H116V229H114V230H113V229H112V230L110 229V231H112V232L115 231ZM234 230H235V229H234ZM234 230H233V231H234ZM116 231H117V230H116ZM251 231H252V228L249 229L248 235L251 234ZM76 232H78V231H76ZM88 232H89V230H88ZM107 232H109V231H107ZM112 232H111V233H112ZM235 232H236V231H235ZM55 233H56V232H55ZM58 233H59V232H58ZM86 233H87V232H86ZM89 233H90V235L87 234V236H86V234H85V240L83 239L84 237L81 238V239H83V242H85V245H84L85 249H84V251H83V255H82V257H79V259H81V261H83V262H81L82 264H86V263H85V262H86L85 260L87 259V251H88V248H89V246L87 245V242H88V241L92 238V236L94 235V229H92ZM53 234H54V233H53ZM107 234H108V233H107ZM107 234H105V235H107ZM109 234H110V232H109ZM228 234H229V233H228ZM56 235H57V234H56ZM56 235H54V236H52V237L56 238ZM105 235H104V236H105ZM111 235H112V234H111ZM119 235H120V234H116V235H114L115 238H116L117 240H118L119 237H120ZM58 236H59V235H58ZM77 236H79V235H77ZM83 236H84V235H83ZM59 237L61 238V240H59V241H62V240H64V239H65V241H66V239H67V237H66V238H63V237H61V236H59ZM75 237H76V236H75ZM102 237H103V236H102ZM108 237H109V235H108ZM108 237H107V238H108ZM230 237H231V236H230ZM62 238H63V239H62ZM78 238H80V237H78ZM78 238L76 237V239H73V240L76 241ZM109 238H110V237H109ZM109 238H108V240H109ZM246 238H247V237H246ZM38 239H39V238H38ZM81 239H80V241H82ZM97 239H98V237H97ZM100 239H101V237H100ZM103 239H104V238H103ZM116 239H115V241H116ZM95 240H96V239H95ZM53 241H56V240H53ZM77 241H78V240H77ZM77 241H76V242H77ZM98 241H99V242H97V243H98V245H97V246H98V248H97L98 254L102 257V256H104V254L106 253V254H105V256H106L107 253L109 252V251L106 252V249H105V248H107V247H104L106 241H104V240H98ZM110 241H111V240H110ZM36 242H37V241H36ZM36 242H35V243H36ZM38 242H39V240H38ZM63 242H64V241H63ZM63 242H62V243H63ZM66 242H67V241H66ZM73 242H74V241H73ZM108 242H109V241H108ZM112 242H113V241H112ZM54 243H55V242H54ZM57 243H58V241H57ZM57 243H55V244H57ZM60 243H61V242H60ZM64 243H65V242H64ZM64 243H63V244H64ZM74 243H75V242H74ZM114 243H115V242H114ZM116 243H118V242L116 241ZM241 243L244 244L245 252H247V254H250V255H252V256H255V255H256V254H255V251H254V249H253V247H252V245H251V243H250V241H249L248 239H246V241H242ZM33 244H34V242H33ZM36 244H37V243H36ZM94 244H96V243H94ZM34 245H35V244H34ZM39 245H40V244H39ZM57 245H58V244H57ZM57 245H56V246H57ZM106 245H108V244H106ZM106 245H105V246H106ZM119 245H121V244H119ZM32 246H33V245H32ZM37 246H38V244H37ZM37 246H35V247H36V250L38 249ZM63 246H64V245H63ZM65 246H66V245H65ZM39 247H40V246H39ZM73 247H74V246H73ZM73 247H72V249H73ZM94 247H95V246H94ZM110 247H111V245H110ZM116 247H117V246H116ZM66 248L70 249L71 247H70V248H69V247H66ZM66 248H65V251H66ZM92 248H93V247H92ZM113 248H114V247H113ZM34 249H35V248H34ZM68 249H67V251H68ZM72 249H71V250H72ZM107 249H108V248H107ZM119 249H120V248H119ZM93 250H94V249H93ZM108 250H109V249H108ZM67 251H66V253H68V252L70 253V251H68V252H67ZM97 251H96V252H97ZM32 252H33V251H32ZM34 252H35V251H34ZM60 252H61V251H60ZM36 253H37V252H36ZM36 253H35V254H36ZM66 253H65V254H66ZM94 254H96V255L98 256L97 253H94ZM54 255H55V254H54ZM54 255H53V256H54ZM62 255H63V254H62ZM70 255H71V253H70ZM89 255H90V254H89ZM56 256H57V255H56ZM68 256H69V255H68ZM100 256H99V259H100V262L102 263L103 260L101 261V257H100ZM57 257H60V256H57ZM76 257H77V256H76ZM76 257H75V260L77 259ZM263 257H264L263 255L260 256L259 264H264ZM61 258H62V257H61ZM61 258H60V260H61ZM63 258H65V257H63ZM63 258H62V259H63ZM67 258H68V257H67ZM69 258H71V256H70ZM97 258H98V257H97ZM105 258H106V257H104V259H105ZM102 259H103V257H102ZM53 260H54V259H53ZM72 260H73V259H72ZM56 261H59V258H58V259L56 258ZM62 261H63V260H62ZM77 261H78V260H77ZM77 261H75V262L77 263ZM95 261H96V260H95ZM60 262H61V261H60ZM69 262H70V261H69ZM73 262H74V260H73ZM71 263H72V262H71ZM71 263H70V264H71ZM81 263H80V264H81ZM98 264H99V263H98Z\"/></svg>", "mask_w": 264, "mask_h": 264}]
</instances>
